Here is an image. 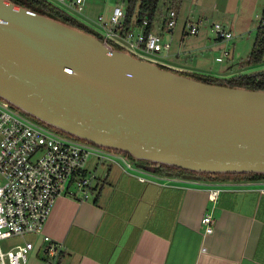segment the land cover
<instances>
[{"label":"water","instance_id":"water-1","mask_svg":"<svg viewBox=\"0 0 264 264\" xmlns=\"http://www.w3.org/2000/svg\"><path fill=\"white\" fill-rule=\"evenodd\" d=\"M0 98L68 135L175 168L166 178L264 174V90L164 69L9 0Z\"/></svg>","mask_w":264,"mask_h":264},{"label":"crops","instance_id":"crops-1","mask_svg":"<svg viewBox=\"0 0 264 264\" xmlns=\"http://www.w3.org/2000/svg\"><path fill=\"white\" fill-rule=\"evenodd\" d=\"M165 58L150 61L192 73L186 61ZM100 167H83L96 177L89 197L70 182L56 199L41 234L26 240L33 243L27 264L50 262L44 236L62 244L59 264H264V179L169 180L147 167L154 177L141 180L119 164H106L97 176ZM212 187L221 189L214 202L207 196ZM207 212L214 229L203 236Z\"/></svg>","mask_w":264,"mask_h":264},{"label":"built area","instance_id":"built-area-1","mask_svg":"<svg viewBox=\"0 0 264 264\" xmlns=\"http://www.w3.org/2000/svg\"><path fill=\"white\" fill-rule=\"evenodd\" d=\"M49 1L65 10L82 13L86 0ZM166 16V27L171 30L177 22L176 12L169 10ZM124 18V10L119 5L111 9L107 18L97 17L96 30L104 44L147 60H151L148 55L158 56L170 50L171 43L163 40L162 34L154 31L145 34L142 27L127 29ZM260 22L264 26V18ZM146 24L143 21L142 25ZM197 30L198 25L189 24V34H196ZM211 31L219 41L232 39L231 32L219 24H214ZM222 55L226 57L229 52L224 50ZM90 155L95 156L97 167L104 163L119 164L124 171L137 174L141 180H145L144 175L154 177L146 171L148 166L140 167L141 162L124 152L68 135L0 98V241L13 236L23 237L25 233L41 234L56 199L64 194L70 182L83 198L89 197L94 188L95 173L85 176L80 173ZM220 191L219 187L210 188L208 200L214 202ZM200 223L203 236L212 234L211 212H207ZM43 239L49 242L46 249L50 256L48 264H59L62 244L50 243L47 236ZM32 250L33 243L27 241L7 250L0 245V264H27Z\"/></svg>","mask_w":264,"mask_h":264},{"label":"rangeland","instance_id":"rangeland-1","mask_svg":"<svg viewBox=\"0 0 264 264\" xmlns=\"http://www.w3.org/2000/svg\"><path fill=\"white\" fill-rule=\"evenodd\" d=\"M127 2L128 0H86L82 13L65 10L55 5L90 30L97 32V17L103 15L107 18L114 6L119 5L124 9ZM263 13L264 0H181L176 25L172 31L162 32L163 40L171 43L170 50L167 53L163 51L158 56L148 55V57L156 60L159 55L165 56L167 61H174L177 64L186 61V64L182 65H187L192 73L215 77H228L229 74L232 75L242 69L244 72L263 71L264 64L245 68L246 58L255 38V30ZM189 24L198 25L196 34L188 33ZM214 24L229 30L232 39L217 40L211 31ZM155 30L158 32V29ZM224 50L229 52L226 57L222 55ZM176 52H179L177 57L173 56ZM228 67L230 68L226 69ZM92 162H95V156L90 155L85 165L91 166ZM139 162L148 168L154 167V164L146 161L139 160ZM105 165V163L101 165L100 170L96 172L97 176H100L101 169ZM35 236L34 233H25L23 237L13 236L2 239L0 245L3 250H7L24 244L26 240H33Z\"/></svg>","mask_w":264,"mask_h":264},{"label":"trees","instance_id":"trees-1","mask_svg":"<svg viewBox=\"0 0 264 264\" xmlns=\"http://www.w3.org/2000/svg\"><path fill=\"white\" fill-rule=\"evenodd\" d=\"M10 2L23 6L32 12L46 15L50 18L58 20L62 23L73 26L86 33L93 34L100 39V35L90 30L87 26L72 18L67 12L58 8L54 3L48 0H9ZM181 5V0H128L126 8H124L125 18L124 26L129 29L131 27H139L143 29L144 33L152 31L154 26L160 25L161 31H168L166 27L167 23V11L174 10L176 12V18ZM262 18H264V13ZM143 21H146V25L143 26ZM258 22V26L255 30V38L252 42L250 52L247 55L245 68H253L264 64V26ZM162 32L160 34H162ZM164 69H169L160 66ZM171 70V69H169ZM243 70V69H242ZM238 71L228 77H215L208 74L198 73H185L178 72L180 74L195 78L205 83L225 85L231 87H241L252 90H264V70L259 72H244ZM174 71V70H172ZM126 154V153H125ZM129 156L128 154H126ZM156 164H154L155 166ZM155 172L163 173L165 171L176 170L173 167L165 165L156 166ZM80 175L85 176V172H81ZM200 178L205 181L211 182H224V181H257L264 179L262 173H238V174H201Z\"/></svg>","mask_w":264,"mask_h":264}]
</instances>
